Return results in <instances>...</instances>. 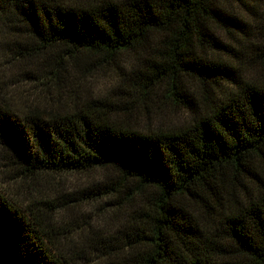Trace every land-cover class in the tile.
Masks as SVG:
<instances>
[{"label":"trees","instance_id":"1","mask_svg":"<svg viewBox=\"0 0 264 264\" xmlns=\"http://www.w3.org/2000/svg\"><path fill=\"white\" fill-rule=\"evenodd\" d=\"M0 53L26 200L0 193V264H264V0H0ZM96 65L117 72L110 105L63 108L71 68ZM164 107L182 121L137 128ZM108 166L123 182H57ZM91 200L102 224L64 221Z\"/></svg>","mask_w":264,"mask_h":264},{"label":"rangeland","instance_id":"2","mask_svg":"<svg viewBox=\"0 0 264 264\" xmlns=\"http://www.w3.org/2000/svg\"><path fill=\"white\" fill-rule=\"evenodd\" d=\"M3 60L0 53V62ZM91 62H97L96 59H87ZM100 64V63H99ZM95 69L90 73L84 75L82 78L77 74L78 71L76 68H71V81L69 83L70 91L65 97L68 105H62L63 108L69 107H79L84 102L94 103V101H99L101 106L110 105L111 100L113 99L111 93L109 92L114 86L117 78V72L114 68L106 66H95ZM9 74V71H7ZM27 88V87H26ZM24 90V88H21ZM20 88L14 87V92H18ZM54 93V92H53ZM106 108V107H104ZM120 108V107H118ZM138 117L137 128L142 130H150L159 126L176 124L182 121V115L174 112L169 107H164L161 111H158V114H154L150 109L148 113H142ZM123 115L119 112L114 117L121 118ZM8 161L7 152L0 148V193L5 196L9 201L15 202L25 206L26 200L19 195L21 187H17L12 184L11 177L4 170L5 165ZM57 182H61L63 189L68 197H80L78 190L81 188L92 184V186H104L109 187L116 182H123L118 173L110 166L94 169L89 173L85 174H70L68 176L59 178ZM36 182H41L40 180ZM45 182V181H44ZM66 184L68 186H66ZM21 185V184H20ZM22 186V185H21ZM32 190L34 188H31ZM50 197V196H49ZM108 200L96 202L89 201L85 204H78L74 206V213L70 216L64 218L66 223L77 222L79 226L81 225H97V223L102 224V219L109 212L102 213V208L107 207ZM61 217V216H60ZM69 223V224H70Z\"/></svg>","mask_w":264,"mask_h":264}]
</instances>
